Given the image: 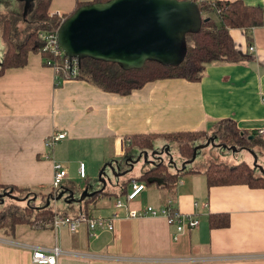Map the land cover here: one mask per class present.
<instances>
[{
	"label": "crops",
	"instance_id": "obj_1",
	"mask_svg": "<svg viewBox=\"0 0 264 264\" xmlns=\"http://www.w3.org/2000/svg\"><path fill=\"white\" fill-rule=\"evenodd\" d=\"M78 1L91 0H51L49 13L68 15ZM243 1L264 11V0ZM230 33L245 54L241 61L209 64L197 81L156 79L128 94L103 90L81 78L56 84L53 68L43 62L40 52L30 51L24 66L7 67L0 75V182L32 189L52 186L51 157L61 160L66 169L83 161L85 174L86 162L98 168L116 161L119 167L125 140L136 133L206 129L225 118L249 132L264 126V12L262 22L251 28L253 51L248 50L242 27H231ZM53 131H66V136L48 155L44 139ZM130 157L119 178L129 177L127 171L120 172L133 167ZM183 176L172 194L146 185L129 208L149 204L142 193L152 188L156 200L152 205L159 206L171 196L179 210L198 216L195 228L178 232L164 215L129 217L123 210L114 218L113 229L98 227L95 236L88 235L84 223L76 230L66 225L18 223L13 235L0 230L4 239L0 240V264H32L26 243H56L78 253L60 256L57 264H264V186L207 187L201 172ZM115 198L97 196L89 204V214L111 215ZM74 202V207L67 205L71 210L67 213L81 207V201ZM214 212H227L229 225L210 227L208 215ZM182 255L225 258L189 263L140 259Z\"/></svg>",
	"mask_w": 264,
	"mask_h": 264
},
{
	"label": "trees",
	"instance_id": "obj_2",
	"mask_svg": "<svg viewBox=\"0 0 264 264\" xmlns=\"http://www.w3.org/2000/svg\"><path fill=\"white\" fill-rule=\"evenodd\" d=\"M50 1H33V6L29 9L31 17V24L29 23V25L31 28L24 38L19 41H15L10 35L9 21L12 18L5 17L3 19L1 36L5 42V50L0 60V75L7 67L24 66L27 63V56L30 51L40 52L44 60L52 57V54L47 49H44V40L39 33L41 31H52L67 15L49 13ZM94 1L98 0H91L90 2ZM196 1L202 16L208 19L202 22L199 31L187 33L186 54L178 65H163L154 60H146L140 68L125 69L115 62L83 57L78 62L76 75L72 78L85 79L106 91L128 94L142 87L145 83L156 79L181 77L197 81L202 77L205 67L209 64L241 61L245 54L237 48L230 33V28L242 27L245 30L247 44L249 45L251 43V28L260 24L263 19L264 11L261 6L248 4L243 0ZM83 3L86 2L78 1L76 7ZM16 18L19 19L20 16H15L14 20ZM224 124L226 129L225 137L220 142L224 147L236 150L237 145H239L241 148L253 150L252 146L264 143V140L258 137L254 131L242 130L231 118L215 121L210 123L206 129L200 130L132 134L130 141L125 143L124 154L121 156V162L119 161L120 168H122L125 160L133 155L132 151L134 148L140 151H145L146 149L152 151L154 149L163 150V152L170 154L169 147L165 150L166 146H168L167 143L162 144L160 148H155L158 138H172L178 142L176 149L182 158V164L176 166L172 158L165 160L161 153L157 152L153 154L154 160L150 164L145 165L138 175L129 176L123 181L122 188L119 190L121 192H117V195L125 193L127 184L132 177L143 181L145 186L154 185L161 188L165 194H172L181 176L190 172H201L205 177L207 187L228 184L263 187L264 174L256 173L253 166L243 160L236 163L212 160L204 168L187 165L188 162L194 160L192 159L196 145L194 141L206 133L211 136L214 133L209 131L213 132L217 125L222 126ZM250 135L252 136L250 137ZM101 184L103 183L101 182ZM8 188L12 190L14 188L26 189L27 187L6 185L0 182V230L6 234L13 235L15 225L18 223L41 227V221H52L55 210L47 201L36 207H33L29 202L23 207L11 201L5 203L6 199L4 197L6 196L2 195V193L10 191L6 190ZM104 190V188H101V191ZM60 191H63L64 194H68L70 191L75 192L74 186L69 182L61 183L57 187L56 193L58 194ZM95 194L82 198L80 202L82 209L88 212L90 200ZM103 194L112 196L115 192L104 191ZM9 197L15 198L14 196ZM60 211L67 213V210ZM208 223L212 228L228 226L230 223L229 214L227 212L210 213L208 215Z\"/></svg>",
	"mask_w": 264,
	"mask_h": 264
},
{
	"label": "water",
	"instance_id": "obj_3",
	"mask_svg": "<svg viewBox=\"0 0 264 264\" xmlns=\"http://www.w3.org/2000/svg\"><path fill=\"white\" fill-rule=\"evenodd\" d=\"M20 1L25 2V15L28 2L34 0ZM207 19L202 16L196 0H98L76 7L60 21L56 33L63 53L77 58L78 62L83 57H91L115 62L125 69L140 68L146 60L178 65L186 54L187 33L199 31ZM210 142L213 141L195 146L192 159L198 147ZM157 152L163 150L154 149L152 154ZM146 154L145 150L144 158ZM129 161L132 166L133 158ZM126 171L129 169L120 174ZM62 194L60 191L57 197ZM91 194L93 192L84 188L77 201ZM2 195L14 196L9 191ZM69 195H73V191Z\"/></svg>",
	"mask_w": 264,
	"mask_h": 264
},
{
	"label": "rangeland",
	"instance_id": "obj_4",
	"mask_svg": "<svg viewBox=\"0 0 264 264\" xmlns=\"http://www.w3.org/2000/svg\"><path fill=\"white\" fill-rule=\"evenodd\" d=\"M28 3L29 4L27 5L26 15L25 17H23V11L25 8L24 1H20V0L0 1V60L5 50V42L1 36L3 19L5 17L12 18L9 21L10 29H11L10 31L11 37L15 41H19L23 39L25 34L31 28L29 25V23L31 22L29 9H31V7L33 6V2H28ZM15 16L16 17L20 16V18L19 19L16 18V20H14ZM225 131H226L225 124L222 126L217 125L213 132L209 131L210 133H214V134H211L210 136V134L206 133L205 135H201L198 139H196L194 141V143L196 144L195 146H197L198 144H204L207 140H212L213 142H210L205 146L198 147L197 156L193 161L188 162L187 165H192L198 168H204L212 160L225 161L227 163H236L243 160L246 161L250 166H253L256 173H262V169H264V145H263L264 143L256 144L252 146L253 150L241 148L237 144L236 145L238 147L236 150L230 149L220 144V142L225 137ZM165 143L168 144V146L166 147H169L170 154L167 152H163L161 153V155L164 157L165 160H169L170 158H172L175 165L180 166L182 164V160H181L182 158L176 149L178 142L172 138H167V139L158 138L156 140L155 148H160V146ZM143 152L144 151H140L137 148L133 149L134 155H133V161L131 162L133 163V167L129 169L127 176L138 175L145 167V165L150 164L154 160L152 150L146 149L147 154L145 158ZM90 163L86 162V177H81L78 174L77 171L78 162L74 166L72 164L70 169H67L68 176L65 182L71 183L74 186V191H75L71 196L69 195V193L64 194L63 192L64 195L62 194L60 195V197H57L58 196V194L56 193L57 187H53L51 185L49 187L40 188V189H32L27 187L26 189L14 188L11 190L8 188L6 190H10L15 198L5 195L6 196L4 197L6 199L5 203L11 201L16 203L20 207H23L26 203L29 202L33 207H36L47 201L50 203V205H52L54 210L57 211L67 210L69 212L70 208H68L67 205L71 204V206L74 207L76 203L74 201H77L84 188H86L87 191L93 192V194L91 195H94L96 191V194L90 200V203L94 199H96L97 196L99 197L104 196L106 198L110 197L109 194L107 195L103 194L104 191L115 192L114 195H116V197L122 196V195H117V192H121L119 190L122 188V183L125 180V178L124 179H122L123 177L119 178V176L116 175V173H119V170L123 169V166L122 168H120V166L118 167L116 161H113L110 165L109 163H106V166L104 167V170L102 171L101 176L99 177V173L105 164L103 163L102 165H100V167L96 168V167H91ZM184 177L185 176H183L182 178ZM101 182L103 184H101ZM101 188H104L105 190L101 191ZM154 193H155L154 190L152 188H149L148 191L142 193L143 200L146 203L155 204L156 200Z\"/></svg>",
	"mask_w": 264,
	"mask_h": 264
},
{
	"label": "built area",
	"instance_id": "obj_5",
	"mask_svg": "<svg viewBox=\"0 0 264 264\" xmlns=\"http://www.w3.org/2000/svg\"><path fill=\"white\" fill-rule=\"evenodd\" d=\"M61 15V13H57ZM57 28V27H56ZM56 28L52 31H41L40 37L44 40V49H47L52 57L46 58L43 61L46 65L53 68L55 83L62 82L64 79L72 78L77 73L78 61L75 57H68L60 48L57 41ZM248 50L253 51L254 46L250 43ZM264 102V97H263ZM255 134L264 140V126L257 127ZM66 136V131H53L49 133L44 139V145L48 149L49 154L55 146V144ZM131 137L126 138V142H129ZM51 157V156H50ZM53 165V174L51 184L53 187H58L65 178L68 176V172L65 164L54 157H51ZM78 174L81 177H85L84 162L79 161L77 167ZM129 189L122 195L118 196L114 200L113 210L109 216H96L90 215L89 212L82 208H79L74 213H65L55 210L52 221H41L42 227L56 228L60 225H66L70 230H76L81 223H84L88 227V235L95 236L97 234V228L105 226L109 230L113 229V220L116 216L120 215L123 210V214L129 217H137L143 215H164L169 223L175 226L176 231H183L187 229L195 228L199 225V218L193 212H184L179 210L172 198H168L164 203L159 206L152 204H146L140 209H130L129 202L133 200L143 189H145V183L136 177H132L129 180ZM195 206L198 205L197 201L193 202ZM0 240H4L0 237ZM32 251V264H57L58 258L66 254H78L73 251L66 250L58 244L50 246L37 245L34 243H26ZM91 256V254H87ZM221 255H182V256H159V257H141V260H159L169 262H201L212 259H221Z\"/></svg>",
	"mask_w": 264,
	"mask_h": 264
}]
</instances>
